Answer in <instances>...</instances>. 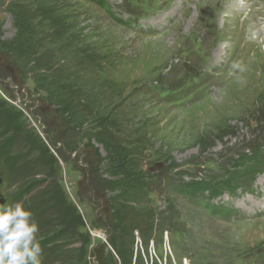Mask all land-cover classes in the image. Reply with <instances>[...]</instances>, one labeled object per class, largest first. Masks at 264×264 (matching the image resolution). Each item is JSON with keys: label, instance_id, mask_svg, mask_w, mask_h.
<instances>
[{"label": "rangeland", "instance_id": "obj_1", "mask_svg": "<svg viewBox=\"0 0 264 264\" xmlns=\"http://www.w3.org/2000/svg\"><path fill=\"white\" fill-rule=\"evenodd\" d=\"M0 47L26 80L68 79L150 192L108 174L95 117L52 93L88 139L65 149L0 67V204L33 212L42 264H264V0H0ZM226 173L234 193L179 191Z\"/></svg>", "mask_w": 264, "mask_h": 264}, {"label": "trees", "instance_id": "obj_2", "mask_svg": "<svg viewBox=\"0 0 264 264\" xmlns=\"http://www.w3.org/2000/svg\"><path fill=\"white\" fill-rule=\"evenodd\" d=\"M25 7H22V13L25 14L24 11ZM14 18L16 20V22L18 23V25L20 24L21 27H23L25 30L28 29V23L25 22L24 19H22L18 14H14ZM33 39V38H32ZM34 42V41H33ZM32 48H34V45L32 44ZM4 52L2 50V48L0 47V67L4 70V72H6V75H8V77L11 79V81L15 84H21V86L25 85L26 83L32 84L33 88H34V92L37 94H41L42 96L44 95L45 97V102L46 104L44 105V108L47 109L46 114H48L47 118H48V122H46L47 124V133H49V135L52 134L53 139L57 142H61V144L64 146L65 149L71 150V148H75L78 149L80 147V144L83 143V141H88V139L86 138H82V141L73 142V145L71 144L70 140L67 139V135L70 134L68 132L69 130V120L67 118L64 117V115L62 113H60V110L57 109L55 107V105L53 104V100L52 96H53V92H57L59 94H61V97L59 99V101H57L58 103H64L62 104L63 107L69 111L72 112L71 114L74 115L76 112L79 114H83L86 117H89V115H92L93 117H95V119L97 120V127H99V129H101L102 131L99 133V137H101V139H103V145L106 148L107 151V156L106 159L108 161V168H107V172L110 175L111 173L115 174L117 177H119V173H121L120 178L123 181H126V183L128 184L127 190L133 191V189L139 188L141 192H143L145 198L148 195L147 188H148V184L144 183L143 180L146 178V175L143 172H137V174H134L132 172H130V170L127 167V159H126V155L125 153L121 150L119 151V146H118V140L114 138V136L112 134H110V132L105 129L106 126V121L99 117V115L95 112H91L90 114L89 112V106L87 105V103L85 101H81L78 97V95L76 96V92L74 89H72L70 86L71 84H69L68 79H63L62 82L53 80L54 78L52 77H48V76H39L40 78H43L42 81L40 80H35V79H31V80H26L25 79V75H23L22 73V69L19 68V66H17L15 61H11V59H5L4 58ZM37 57V55H36ZM35 57V58H36ZM34 58V59H35ZM45 60L39 59L38 61L34 60V62H36V64H38L39 62H42ZM1 77V75H0ZM2 78V77H1ZM39 78V79H40ZM43 83H49L48 85H44ZM56 83L58 84V87L55 86ZM54 85V87H53ZM48 87V88H47ZM51 91V92H50ZM55 101V100H54ZM72 105L71 109H74L75 111H72L70 109V107L68 106ZM70 109V110H69ZM63 111V108L62 110ZM75 112V113H74ZM85 116H83L82 118H85ZM68 133V134H67ZM73 133V132H72ZM62 135L65 137L62 138ZM117 140V142H116ZM86 145V144H85ZM125 151V150H124ZM139 174V176H138ZM229 173H226V175L224 176V180H222L221 182H217L215 187L210 189L208 187H206L209 182H199V183H191V184H187L184 185L183 187H181V191L182 193H186V196L191 197V198H195V197H199L201 196L203 193L205 192H211L210 197L214 198L217 197L218 194H222L223 190L222 188H224V190H231V192H235L236 191V187L238 186L237 182H235V178H229ZM228 176V177H227ZM139 177V178H138ZM117 182H119V179H117ZM224 184V185H223ZM28 191V190H27ZM27 191H24V193H26ZM24 195V194H23ZM213 207V206H212ZM218 207H213L210 211L209 214L212 218H215V210ZM226 213L225 210L221 209V215H219L220 217H223V215ZM116 217V216H115ZM217 217V218H220ZM123 223L126 227H132L135 229H138V221H139V217L138 215L136 216L135 213H129V212H124V216L122 217ZM137 226H136V225ZM134 230V229H133ZM144 234V233H143ZM119 251V250H118Z\"/></svg>", "mask_w": 264, "mask_h": 264}, {"label": "clouds", "instance_id": "obj_3", "mask_svg": "<svg viewBox=\"0 0 264 264\" xmlns=\"http://www.w3.org/2000/svg\"><path fill=\"white\" fill-rule=\"evenodd\" d=\"M39 225L22 202L0 204V264H42Z\"/></svg>", "mask_w": 264, "mask_h": 264}, {"label": "bare ground", "instance_id": "obj_4", "mask_svg": "<svg viewBox=\"0 0 264 264\" xmlns=\"http://www.w3.org/2000/svg\"><path fill=\"white\" fill-rule=\"evenodd\" d=\"M260 32H263V30L261 31V30H259ZM261 34V33H260Z\"/></svg>", "mask_w": 264, "mask_h": 264}]
</instances>
